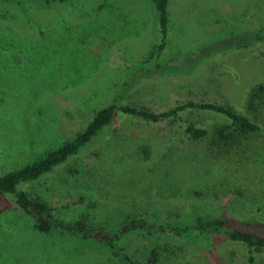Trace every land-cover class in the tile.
Listing matches in <instances>:
<instances>
[{"label": "rangeland", "instance_id": "obj_1", "mask_svg": "<svg viewBox=\"0 0 264 264\" xmlns=\"http://www.w3.org/2000/svg\"><path fill=\"white\" fill-rule=\"evenodd\" d=\"M169 10V43L159 57L153 0L50 6L46 0H0V177L59 147L109 103L161 111L188 99L221 101L263 127L241 149L212 154L209 140L186 139L177 124L121 116L79 157L25 189L64 220L85 217L108 228L155 208L173 218L187 208L227 213L260 226L264 105L250 111L247 100L264 82V44L254 42L264 36V0H171ZM245 43L248 49H229ZM188 116L211 129L220 122L215 114ZM78 169L89 186L72 178ZM188 190L198 191L199 200L185 196ZM125 244L148 264L151 238ZM159 244L157 264H264V250L252 253L239 242L220 240L212 249L173 240ZM0 264L117 263L98 244L40 232L6 198L0 200Z\"/></svg>", "mask_w": 264, "mask_h": 264}, {"label": "trees", "instance_id": "obj_2", "mask_svg": "<svg viewBox=\"0 0 264 264\" xmlns=\"http://www.w3.org/2000/svg\"><path fill=\"white\" fill-rule=\"evenodd\" d=\"M170 1L153 0L160 33V43L157 48L159 57L169 43ZM56 2L68 3L70 0H46L48 6ZM254 42L264 44V36L256 35ZM249 47L250 44L245 43L243 46L229 49L240 51ZM157 67H162L160 59ZM260 105H264V82L251 89L247 100L250 111H258ZM193 112L215 114L220 117V122L212 129L200 125L188 116ZM121 116L135 118L147 124L165 122L177 124L183 129V136L186 139L209 140L213 147L212 154L218 155L220 151L241 149L242 143L247 138L260 134L263 129L256 119L241 112L234 105L221 101L188 99L161 111L134 103L112 102L99 109L85 125L73 131L59 147L39 154L32 162L0 177V200L6 198L13 200L16 209L30 217L36 229L42 233L60 232L62 235H72L81 241L105 247L117 264H145L133 255L125 244L128 239L139 236L149 237L154 241L146 257L148 264L159 262L161 256L159 243L163 240H173L200 248L209 245L210 249L213 244L223 240L245 244L252 253L264 250V222L261 221L260 226H254L251 221L256 220L241 221L227 213L214 216L190 208H187L181 216L173 218L155 208L130 216L117 228H108L94 225L85 217L64 220L56 214L54 207L47 200L40 196L34 197L25 189L28 185L46 180L55 171L79 157ZM217 169L220 173V167ZM80 171V169L72 171V178H81L82 186H89L87 185L89 178L85 173L81 175ZM218 178L220 179V174ZM191 193L192 191L188 190L185 196H192V202L198 201L199 192L195 193L196 196Z\"/></svg>", "mask_w": 264, "mask_h": 264}]
</instances>
